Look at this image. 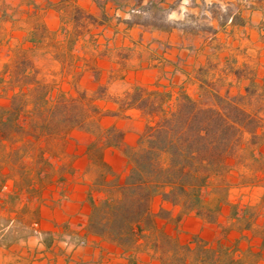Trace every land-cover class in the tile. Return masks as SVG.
<instances>
[{
	"label": "rangeland",
	"instance_id": "1",
	"mask_svg": "<svg viewBox=\"0 0 264 264\" xmlns=\"http://www.w3.org/2000/svg\"><path fill=\"white\" fill-rule=\"evenodd\" d=\"M230 1L235 0H227L230 10L227 9L226 12L217 8L219 4L212 5L218 20V24L214 23L215 28H221L218 35L213 33L214 27L210 18L197 16L187 21V32L184 34L186 45H178L182 59L176 62L178 69L171 63L163 62L166 58L164 54L171 46L163 44L166 40L161 38V32L153 29L155 27L146 25L143 29L144 37H137V42L129 39L117 41L114 40L115 32L112 28L102 29L103 25L110 22V16L107 22L100 24V19L96 21L82 11H77L78 26L74 32L77 36L69 46H66L61 34L57 36L39 31L37 34L46 45L27 47L17 36L7 38L9 33L0 31V105L9 106L13 94L20 93L21 97L17 102L24 105L20 121L26 126L40 127L63 120V112L56 113V116L52 113L53 107L60 103L59 96L63 91L68 94V98L70 95L78 96L85 90V98L76 103L67 100L66 104H76L75 106L89 111L92 103L101 104L104 108H114V97L123 96L124 92L141 82H147V79L150 81L143 84L144 86H154L160 80L175 95L181 89L195 94L198 90L197 77L203 74L222 92L229 90L232 94L245 93L249 78L256 71L261 87L257 88L254 95L247 97L244 103L248 109L258 110L264 121V10L253 13L255 10L245 8L247 2L243 1L242 5L239 1L243 8L242 13L250 19V24L242 27L231 26L228 21L227 26L222 28L219 22L225 17L228 18V13L235 9V5H228ZM120 2L123 9H128V2L133 3L131 7L137 8L136 13L141 14L137 20L155 21L165 26L175 25L173 17H169L167 11L144 8L146 3L143 0ZM161 15L164 17L159 18ZM121 20L117 17L114 21ZM200 35L208 42V55L203 65L192 62L196 54L194 45L200 40ZM156 62L164 63L163 72L157 71L154 76L144 72L138 74L146 63L149 65ZM200 67H207L208 70L203 72L199 70ZM236 70L240 77L235 75ZM101 86L106 90L102 100L98 98L104 90ZM47 89L49 92H46ZM92 120L95 121L93 131L74 128L68 133H41L39 138L16 137L13 143L7 141L0 146V174L5 172L10 176L0 193V228L6 223L7 216L20 214L23 200L30 198L33 204L39 200L46 203L54 201L52 196L54 190H57L56 186H60L61 181L66 182L71 178L74 180L75 171H80L85 166L79 163V158L83 156L90 159V163L84 167L83 178L93 181L91 190L97 198L101 193L94 189L95 181L105 171L102 159L107 162L105 158L108 157L121 177L126 174L128 158L123 160L113 153L105 155L99 136L107 127L116 124L124 130L125 142L130 146H137L147 118L140 111L132 109L127 116L120 117L108 115L99 118L92 114L87 121ZM115 148L125 155L119 148ZM252 149L243 140L236 155L230 158L233 167L227 173L228 201L223 204L226 205L225 209L219 215L223 220L221 235L227 233V205L230 215L235 209L237 214L244 213L249 217L264 212L262 205H249L251 199L255 200L259 194L258 186H264V153L258 147L254 150L255 155H252ZM247 185L252 186L249 189ZM59 190L62 192L63 186ZM11 193L13 196H8ZM61 195L57 196V200L61 199ZM248 196L250 197L247 198ZM15 199L12 205L11 200L14 202ZM159 207L157 202L154 203L156 211ZM32 225L36 232L40 231L39 223L34 222ZM10 230L22 235L27 232V221L23 214L19 224ZM162 246L166 251L176 249L173 241L165 238L162 239ZM208 251L209 247L202 243L197 251L198 256L193 257L192 263L198 264L200 256H203L204 264H213V256ZM173 257L180 261L179 255ZM226 263V260H222L220 264Z\"/></svg>",
	"mask_w": 264,
	"mask_h": 264
},
{
	"label": "trees",
	"instance_id": "2",
	"mask_svg": "<svg viewBox=\"0 0 264 264\" xmlns=\"http://www.w3.org/2000/svg\"><path fill=\"white\" fill-rule=\"evenodd\" d=\"M112 1L122 8L120 0ZM164 1L147 0L143 7L165 12ZM239 1L241 4L247 2L244 6L250 11L264 10V0L230 1L228 5H235V9L228 13L229 19L225 17L219 22L221 27L225 28L228 21L231 26L250 24V19L242 13ZM97 3L102 6L99 0ZM136 9L131 7V16L123 19L127 25L171 29L172 26L155 21L137 20L141 14L136 13ZM227 9L230 10L229 7ZM86 15L96 21L100 19V24L109 19L104 11H101L100 17L89 13ZM162 15L159 18L164 17ZM118 20L121 18L118 17ZM213 33H217V28ZM199 70L206 72L208 69L200 67ZM235 75L240 77L238 70ZM249 79L245 93L237 94L229 90L220 91L203 74L197 77L198 90L195 94L181 89L175 95L160 80L154 86L137 84L124 92L123 96L113 98L114 108L92 103L89 111L76 104H66L67 100L76 103L85 98V90L78 96L70 95L68 98L63 91L59 96L60 103L52 110L54 116L63 112V120L40 127L26 126L20 121L24 105L17 102L21 94L15 93L9 106L0 105V146L7 141L13 143L16 137L39 138L41 133H68L74 128L93 131L95 121H87L92 114L99 118L108 115L120 117L127 116L132 109L140 111L147 120L137 146L125 142V132L116 124L107 127L99 136L102 149L117 147L127 156L129 166L126 174L121 177L102 159L105 171L97 177L94 188L101 196L95 197L93 190L88 193L91 205L88 230L126 249L133 248L147 237L148 230L157 227L158 218L179 223L184 216L195 213L209 222L218 221L222 206L228 201L227 173L233 167L230 158L236 155L243 140L249 147L252 146V155L264 142L263 117L258 110H250L244 103L261 87L256 71ZM105 94L104 88L98 98L104 99ZM9 177L5 172L0 174V193ZM157 196L170 203L171 207L161 205L154 211L152 204ZM15 201L11 200L12 205ZM233 214H237L236 209ZM184 247L191 249L188 244Z\"/></svg>",
	"mask_w": 264,
	"mask_h": 264
},
{
	"label": "crops",
	"instance_id": "3",
	"mask_svg": "<svg viewBox=\"0 0 264 264\" xmlns=\"http://www.w3.org/2000/svg\"><path fill=\"white\" fill-rule=\"evenodd\" d=\"M99 1L102 6H99L97 0H0V31L9 33L7 38L17 36L27 47L46 45L43 38L37 34L39 31L57 36L61 34L66 46H69L76 39L77 35L74 33L78 26L76 14L81 10L85 14L89 13L96 17L101 11L106 12L111 18L109 23L102 26V29L112 28L115 32L114 40L129 39L131 42H137V37H144L145 25L129 26L122 21L131 16L130 9L133 3L128 2V9H123L112 0ZM144 2L147 3V0ZM212 5L227 11V0L226 2L224 0L164 1L163 6L175 23L169 30L153 28L161 32V38L166 40L163 44L171 46L169 52L164 54L166 56L163 59L164 63H171L175 69H178L176 62L182 60L178 45H186L185 25L190 18L205 16L210 18L213 27H216L214 23L218 24V20ZM255 12L259 10L253 11ZM117 17L122 20L115 22ZM220 31L221 28L214 35H218ZM199 39L194 45L196 54L192 62L203 65L208 55V42L204 41L205 37L201 35ZM163 62L149 65L146 63L138 74L144 72L154 76L157 71L163 72ZM147 82L139 83L143 85ZM259 149L264 153V142ZM104 151L105 155L113 153L127 160V157L115 147H106ZM105 159L113 170L117 171L108 157ZM79 163H83L86 167L90 159L88 156H83L79 158ZM84 167L80 171H75L74 180L71 178L66 182L61 181L60 186H56L57 190H54L52 196L54 201L46 203L39 200L38 203L33 204L28 198L21 202L20 214L7 216L6 223L0 228V264H195L192 263L193 257L197 255L202 243L209 247L208 252L213 256V264H220L222 260H226V264H264V212L252 217L244 213L230 215L228 214L229 205H227L225 235H221L223 223L221 217H218L216 222H209L195 213L184 216L179 223L158 218L157 227L148 230L147 237L129 249L90 232L87 226L91 211L88 193L94 185L93 181L83 178ZM62 186L65 190H62L63 193L59 190ZM247 186L250 189L252 185ZM258 188L259 194L255 200L251 199L249 205L264 207V186H258ZM59 194H62L61 199L57 200ZM156 202L158 207L160 205L171 207L170 203L157 196L153 201L155 211L154 203ZM225 206L223 205L222 210ZM23 211L28 214L26 215ZM22 214L28 228L23 235L10 230L11 227L19 224ZM34 222L39 223V232L33 228ZM164 238L172 240L176 249L166 251L162 246ZM187 244L191 249L187 250L184 247ZM174 255H179L180 261H176ZM204 259L200 256L197 263L204 264Z\"/></svg>",
	"mask_w": 264,
	"mask_h": 264
},
{
	"label": "built area",
	"instance_id": "4",
	"mask_svg": "<svg viewBox=\"0 0 264 264\" xmlns=\"http://www.w3.org/2000/svg\"><path fill=\"white\" fill-rule=\"evenodd\" d=\"M38 222H36V224H37Z\"/></svg>",
	"mask_w": 264,
	"mask_h": 264
}]
</instances>
